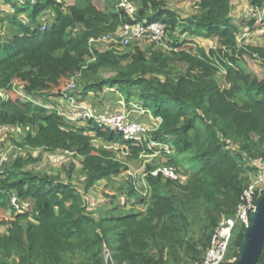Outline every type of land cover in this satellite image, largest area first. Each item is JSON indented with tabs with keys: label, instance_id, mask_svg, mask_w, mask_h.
Here are the masks:
<instances>
[{
	"label": "trees",
	"instance_id": "1",
	"mask_svg": "<svg viewBox=\"0 0 264 264\" xmlns=\"http://www.w3.org/2000/svg\"><path fill=\"white\" fill-rule=\"evenodd\" d=\"M5 1L13 12L0 17V23L9 24L0 30V89L5 93L0 126L23 132L20 140L9 135L17 152L0 164V264L200 261L219 219L234 213L255 170L253 159L264 155V76L239 64L245 57L264 64V40L239 44L234 0H196L197 10L185 15L166 0H132L134 20L116 7L118 0H107L114 6L109 9L101 0H76L68 6L58 0ZM245 1L264 7V0ZM45 10L51 17L41 21ZM134 21L164 22L162 41L169 43L173 58L159 47L152 49L153 40L146 50L132 48L134 44L104 49L89 44L90 38ZM195 36L216 39L219 46L206 50ZM220 67L225 69L224 86L216 78ZM74 78L78 100L112 112L105 97L109 89L158 119L156 129L146 140H124L92 121H71L49 109L59 106L55 99ZM34 150L77 158L83 189L70 180V171L67 180L58 172L37 171ZM158 156L159 162H145ZM180 156L195 164L186 177ZM143 160L147 172L168 165L177 178L148 173L146 193L131 181L126 194L143 210L116 205L94 214L85 196L89 189ZM12 195L23 206L20 210L11 206ZM243 231L235 229L228 254L239 255ZM256 264H264V247Z\"/></svg>",
	"mask_w": 264,
	"mask_h": 264
},
{
	"label": "rangeland",
	"instance_id": "2",
	"mask_svg": "<svg viewBox=\"0 0 264 264\" xmlns=\"http://www.w3.org/2000/svg\"><path fill=\"white\" fill-rule=\"evenodd\" d=\"M60 2H63L65 6H68L69 4H73L76 0H58ZM168 5L170 7H173L183 13L185 15L186 13H192L197 10L196 0H166ZM102 7L105 9H109L113 5L110 4V2H107V0H101ZM137 6H140V3H137ZM114 8V6H113ZM0 17L6 18L8 15L12 14L13 9L7 5L5 0H0ZM233 15L234 19L233 22L236 25H239L241 28V33L238 35L237 40L239 44H246V45H260L263 43L264 40V7L262 8H253L247 1L245 0H234L233 5ZM51 17V13L49 10L43 11L42 15L40 16L41 21H46ZM19 18H22L25 20L24 15L19 16ZM250 21H254L253 27L248 26V23ZM44 23V22H43ZM42 23V24H43ZM9 27V24L7 22L0 23V30H7ZM196 40L200 42L202 46L207 50L212 46L218 47L216 39L212 38H206L204 41L202 39H197V36H195ZM166 40V39H165ZM161 41L160 43L155 44V46H152V49L161 48V50H164V52L167 53L168 57L173 58L172 54L168 53V50L170 49V45L166 41ZM149 40L141 39L133 42L134 44L132 48L137 46L138 48H141L142 50H146L147 47L150 46ZM103 48V47H102ZM151 48V47H150ZM127 48H123L122 51H126ZM149 50V49H148ZM245 62H240L239 64L241 67L246 71L250 72L253 75L257 77H263L264 76V64H262L259 60L251 57H245ZM123 60H125L123 58ZM125 62V61H123ZM178 70H181L183 68V65L181 64H175ZM224 75H225V69L220 67L219 73L216 74V78L220 81V83L224 86L226 85L224 82ZM78 84V82H77ZM77 92V91H76ZM105 97L108 101L109 111H115L124 109L127 110V106L129 108L135 109L132 107L131 103H127L123 97L113 94V91H110L109 89L105 92ZM40 100V99H39ZM144 110V109H142ZM145 111V110H144ZM147 114L139 111V110H133L130 113L129 120H133L136 122H143L145 124L153 125V123H150V120L146 118ZM149 121V122H148ZM20 132H23V129H16L15 132H12L9 130L8 132H0V158L7 154V157L9 158L11 155H15L16 152H14L13 148L11 149L10 144V136L13 135L14 139L20 138ZM20 140V139H19ZM95 144L101 145L105 144L100 140H95ZM107 145V144H105ZM116 147V146H114ZM63 158L60 162L54 163L51 161V155L47 152L41 153L38 150H34L32 152V155L34 158H37L34 160L35 162L32 164L36 168L37 171L40 172H49V173H60L62 178L67 180V172L70 171L71 178L70 180L73 182V184L78 187L79 189H83L84 186V177L81 173V169L79 167V164L76 162L77 158H74L71 154H63ZM119 155L121 157H124L125 153L122 151H119ZM8 158L6 161H8ZM12 158V157H11ZM145 159V158H144ZM154 160V162L160 161V156L158 157H147L145 162H151ZM180 162L184 164L183 167V177L187 176V173H190L192 169L194 168L195 164L190 163L188 156H180L179 157ZM164 161V160H163ZM143 163H138V161L130 162V168L126 171H123L117 176L112 177L111 180H105L102 179L98 181L92 188L89 189L88 193L85 194L86 198L89 202V207L91 211L96 215H103L104 212L108 210V208H111L112 206L119 205L122 208H125V210H131V208H137L139 210H143L145 207L142 203H139L134 198H130L126 194L128 192V186L131 184L132 175H129V173L132 172L136 175H139L144 170V160ZM256 173L254 170L251 173V177ZM136 187H141L142 182L141 180L136 181ZM109 202L111 204H109ZM116 213V211H113ZM3 215L10 217V212L5 211L2 212ZM194 228L197 230V226L194 225ZM4 230L3 227H0V231ZM199 231L197 230V235L199 236ZM193 261H189V259H186L183 262L180 263H174V264H188Z\"/></svg>",
	"mask_w": 264,
	"mask_h": 264
},
{
	"label": "built area",
	"instance_id": "3",
	"mask_svg": "<svg viewBox=\"0 0 264 264\" xmlns=\"http://www.w3.org/2000/svg\"><path fill=\"white\" fill-rule=\"evenodd\" d=\"M34 2L33 0H31ZM23 2V0H18ZM116 7L122 10L125 15L134 20L136 14V6L132 0H118ZM1 12V11H0ZM44 28V26H42ZM166 29V24L161 21L141 22L134 21L133 23L124 22L115 31L108 32L98 38H90L89 44L107 48L109 44L126 47L133 42L141 39L153 40L157 43L162 41ZM77 31V30H75ZM77 82L74 78L62 91L59 98L64 103V106H47L49 109L57 110L58 114L63 115L71 121H92L99 127H106L109 130L116 131L124 140H146L149 132L156 129L157 125L145 124L129 120L132 110H115L112 112L100 111L97 107L92 106L84 101L78 100L75 90ZM5 93L0 89V98L4 97ZM144 112V110H141ZM15 132L16 129L6 125L0 126V132ZM153 144V143H151ZM168 152V150H167ZM7 154L0 158V164L7 160ZM63 155L56 153L51 156V161L58 163L62 160ZM252 165L255 167L256 173L250 178L248 184L243 189L239 202L234 213L230 216H222L212 233L209 246L207 247L200 261H193L188 264H232L238 256L236 254H228V246L232 239L233 233L237 228H244L249 224V217L254 211L257 200L264 192V155L253 159ZM157 176L159 174L171 179L177 178V172L174 167L168 165H160L147 172L143 170L139 175H132V183L141 180L140 188L146 193L145 176L147 174ZM10 204L16 210H20L23 206L15 195L10 198ZM110 257V252L104 250V258L107 260Z\"/></svg>",
	"mask_w": 264,
	"mask_h": 264
},
{
	"label": "water",
	"instance_id": "4",
	"mask_svg": "<svg viewBox=\"0 0 264 264\" xmlns=\"http://www.w3.org/2000/svg\"><path fill=\"white\" fill-rule=\"evenodd\" d=\"M264 247V192L245 227L237 260L232 264H256Z\"/></svg>",
	"mask_w": 264,
	"mask_h": 264
},
{
	"label": "crops",
	"instance_id": "5",
	"mask_svg": "<svg viewBox=\"0 0 264 264\" xmlns=\"http://www.w3.org/2000/svg\"><path fill=\"white\" fill-rule=\"evenodd\" d=\"M197 39H202V41H204L206 38H204V37H197ZM207 39H208V38H207ZM203 47H204V46H203ZM210 48H215V46H212V47H210ZM85 102L89 104V102H87V101H85ZM55 103L58 104V105H60V106H64V103L62 102V100H61L59 97L55 99ZM49 106H50V105H49ZM132 107L135 108V109L129 108V106H127V110H131V109H132V111H133V110H139V111L142 110V109H140V108H138V107H135V106H133V105H132ZM122 109H123V108H122ZM122 109H120V110H122ZM143 113L147 114L146 118L150 120V123H153V125H157V124H158V119L152 117L151 114H150L149 112L144 111ZM148 122H149V121H148Z\"/></svg>",
	"mask_w": 264,
	"mask_h": 264
}]
</instances>
